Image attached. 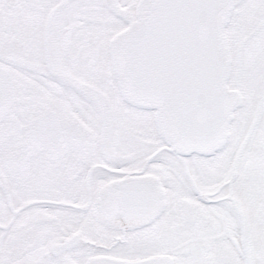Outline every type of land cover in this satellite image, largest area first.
I'll list each match as a JSON object with an SVG mask.
<instances>
[{"label": "snow or ice", "instance_id": "snow-or-ice-1", "mask_svg": "<svg viewBox=\"0 0 264 264\" xmlns=\"http://www.w3.org/2000/svg\"><path fill=\"white\" fill-rule=\"evenodd\" d=\"M0 264H264V0H0Z\"/></svg>", "mask_w": 264, "mask_h": 264}]
</instances>
